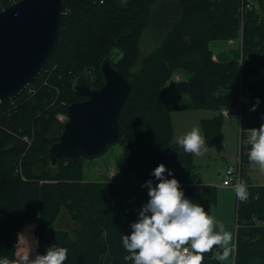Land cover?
Returning a JSON list of instances; mask_svg holds the SVG:
<instances>
[{
  "label": "trees",
  "instance_id": "trees-1",
  "mask_svg": "<svg viewBox=\"0 0 264 264\" xmlns=\"http://www.w3.org/2000/svg\"><path fill=\"white\" fill-rule=\"evenodd\" d=\"M13 1L0 0V9ZM244 1L64 0L66 13L45 68L58 57L61 73L73 74L66 75L70 104L83 100L73 89L74 79L91 70L93 87H100L102 61L111 51L118 53L113 67L131 84L118 115L119 136L113 142L122 145V180H84L83 160L95 156L63 157L51 164L49 147L58 140L64 123L55 116L57 108L50 116L41 108V92L38 103L21 104L12 117L1 115L0 256L16 259L18 231L24 222L39 220L40 253L46 242L48 247L56 243L69 250L65 264H133L125 259L129 253L122 246V236L136 218L135 209L147 199L142 183L159 163L174 169L185 194L203 203L210 214L217 203L216 187L198 179L191 152L184 151L174 139L171 114L194 109L215 112L200 120L205 143L213 146L223 139L222 110L237 109L238 168L246 196L237 194L235 249L221 261L215 252L223 249L214 246L204 253L203 264H264V224L260 223L264 222V185L253 186L244 176V165L255 163L248 159L251 145L247 129L264 123V0H252L251 11L242 14ZM153 26L160 36L157 46L137 63L142 34ZM213 40H236L233 58L213 60L209 49ZM178 70L189 78L173 86L172 92L183 98L170 99L166 88ZM240 88L248 93L246 104L240 103ZM52 92L48 89V98ZM257 97L262 102L253 111L251 106ZM11 100L0 102V110ZM63 111L67 114V107ZM2 127L35 130V140L23 156L25 144ZM20 159L23 173L17 176L15 169ZM62 209L80 226L76 237L52 227ZM21 235L24 237V232ZM23 237L19 243L24 242Z\"/></svg>",
  "mask_w": 264,
  "mask_h": 264
},
{
  "label": "water",
  "instance_id": "water-1",
  "mask_svg": "<svg viewBox=\"0 0 264 264\" xmlns=\"http://www.w3.org/2000/svg\"><path fill=\"white\" fill-rule=\"evenodd\" d=\"M64 0H15L0 10V102L17 97L48 63L62 26ZM111 51L99 71L103 84L93 87L87 70L73 81L83 100L70 103L59 138L49 147L51 164L59 158L95 156L119 136L118 115L131 84L113 67ZM89 76V82L83 80Z\"/></svg>",
  "mask_w": 264,
  "mask_h": 264
},
{
  "label": "clouds",
  "instance_id": "clouds-1",
  "mask_svg": "<svg viewBox=\"0 0 264 264\" xmlns=\"http://www.w3.org/2000/svg\"><path fill=\"white\" fill-rule=\"evenodd\" d=\"M261 102L257 97L251 110L255 111ZM261 119L264 120V114ZM247 130L251 145L248 159L264 168V123ZM178 143L184 151L200 154L205 137L199 127L193 126L178 139ZM141 187L146 189L147 199L135 209L136 218L130 221V230L122 236V246L129 253L125 259H130L133 264H203L204 253L214 246L223 249L218 248L215 252L218 260L229 257L232 232L226 230L203 203L195 202L185 194L174 169L159 163ZM237 194L242 198L246 196L243 184L237 187ZM23 238L24 242L18 244L24 249L22 255L18 259L0 256V264H65L68 260V248L56 243L33 256L34 245Z\"/></svg>",
  "mask_w": 264,
  "mask_h": 264
},
{
  "label": "rangeland",
  "instance_id": "rangeland-1",
  "mask_svg": "<svg viewBox=\"0 0 264 264\" xmlns=\"http://www.w3.org/2000/svg\"><path fill=\"white\" fill-rule=\"evenodd\" d=\"M157 32V27L153 26V28H148L142 34L138 46L140 56L138 55L137 63L144 58L143 55L147 54L157 46V42L160 38ZM220 42L225 43L223 40ZM236 46L238 45L236 44ZM222 55L233 58V55L230 52L228 54L223 53ZM58 59V57L55 58L51 65L44 69V72L41 73L42 76L40 79L27 88L22 96L13 98L7 107L0 110V116L6 114L8 117H12L13 111L25 102H31V104L38 103L37 96L40 92L39 103L48 116H50L51 113H55L53 108H57L55 114V116L57 115V120L59 115L65 114L63 110L69 105V101L67 100L69 98L66 95V75L73 76V74H70V72L62 74L58 67L60 62ZM181 76L184 79L186 78L184 73H181ZM171 80L173 86L174 79L172 78ZM48 89L53 91L49 98ZM166 91L167 95L171 97L170 99L183 98V95H178V93L176 94L172 92L171 87H167ZM45 103L47 104L46 107L43 106ZM227 112L228 113L224 116L221 129L223 135L222 141L215 143L213 146H208L205 143L200 154L191 152V155L193 159V171L198 175V179L203 184L213 185L217 189V203L212 206L211 215L221 221L226 230L232 232L233 239L229 244V246H232L235 239L237 190L234 186H224L222 181L226 170L228 168L236 169L238 166V160L240 161V124L237 109H227ZM214 113L215 112L208 109L181 110L173 112L171 114V119L174 130V139L178 141V139L186 132L190 131L193 126H197L201 129L200 120L210 118ZM40 114L41 113H38L36 116L40 117ZM2 128L14 138L25 144L26 148L22 156L35 140L36 134L33 128L30 130L28 129L27 131L22 127H18L16 131L5 127ZM246 133L250 134L249 131ZM9 147H12V144ZM121 155L122 145L117 142L111 144L105 152L97 154L92 158H85L83 160L84 180L97 182L106 179L109 182L122 180V174L120 171ZM66 164L67 162H64V165ZM244 167V176L250 180L251 185H264V168L258 163L244 165ZM22 173L23 170L21 168L20 159L15 169V175L21 176ZM113 174H115L116 177L113 176L110 178ZM38 223L39 220L26 221L18 231L19 233L17 232V241L14 248L16 259H18L24 251V249H19L18 247L20 241L18 238L23 232L24 237L34 245L32 255L34 256L37 252L40 253V242L37 234ZM260 223L264 224V222ZM52 227L56 230L67 231L72 237H76V235L81 232L80 226L71 220L64 209L60 211L56 220L53 221ZM36 241H38V245H36ZM47 247L48 245L46 242V246L42 247V252H45ZM232 248L235 249V246H232Z\"/></svg>",
  "mask_w": 264,
  "mask_h": 264
},
{
  "label": "built area",
  "instance_id": "built-area-1",
  "mask_svg": "<svg viewBox=\"0 0 264 264\" xmlns=\"http://www.w3.org/2000/svg\"><path fill=\"white\" fill-rule=\"evenodd\" d=\"M252 8H253L252 0H245L244 3L242 2V5H241V13L244 14L246 11H251ZM65 13H66V10L64 9L63 15ZM239 93H240V103L241 104L248 103L249 99H248V93L246 92V90L240 88ZM222 114L226 115L227 111L222 110ZM66 120H67L66 114L58 116V121L64 123ZM222 184L224 186H234L236 189L240 184H244L239 168L238 167L237 169L228 168L226 170Z\"/></svg>",
  "mask_w": 264,
  "mask_h": 264
},
{
  "label": "crops",
  "instance_id": "crops-1",
  "mask_svg": "<svg viewBox=\"0 0 264 264\" xmlns=\"http://www.w3.org/2000/svg\"><path fill=\"white\" fill-rule=\"evenodd\" d=\"M222 40H213L209 42V49L212 52V58L213 60L217 61L219 59L226 58L228 59L230 56H223L222 54H228L229 52L232 54L235 50L237 41L236 40H227L225 43L220 42ZM181 73H184L186 75V78H182ZM173 86L176 82L180 80H187L189 78V75L183 71L178 70L177 72L174 73L173 77ZM173 86H172V81L167 85V87H171V90L173 91ZM110 176V175H109ZM116 177L115 174H113L111 177Z\"/></svg>",
  "mask_w": 264,
  "mask_h": 264
},
{
  "label": "flooded vegetation",
  "instance_id": "flooded-vegetation-1",
  "mask_svg": "<svg viewBox=\"0 0 264 264\" xmlns=\"http://www.w3.org/2000/svg\"><path fill=\"white\" fill-rule=\"evenodd\" d=\"M83 81L88 83L89 82V76H87L86 79H84Z\"/></svg>",
  "mask_w": 264,
  "mask_h": 264
}]
</instances>
